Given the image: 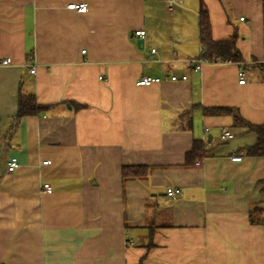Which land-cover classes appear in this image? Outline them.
<instances>
[{"label":"crops","instance_id":"obj_1","mask_svg":"<svg viewBox=\"0 0 264 264\" xmlns=\"http://www.w3.org/2000/svg\"><path fill=\"white\" fill-rule=\"evenodd\" d=\"M199 1L0 0V264H264V224L249 222L264 157L230 115L202 112L264 122V6L202 0L211 38L236 32L243 62L194 69ZM20 94L53 106L11 129ZM194 139L207 154L185 167ZM124 165L154 168L122 182Z\"/></svg>","mask_w":264,"mask_h":264},{"label":"trees","instance_id":"obj_2","mask_svg":"<svg viewBox=\"0 0 264 264\" xmlns=\"http://www.w3.org/2000/svg\"><path fill=\"white\" fill-rule=\"evenodd\" d=\"M264 6V0H261ZM199 43L202 48V56H215L222 62H243V57L235 45L236 32L229 38L221 40H213L210 33V23L208 13L202 0L199 1ZM264 81V66L258 64L256 66ZM68 103H74L69 102ZM75 108H83L84 104H73ZM52 104H39L33 94H20L17 98L16 113L12 116L11 129L15 128L20 120L28 115H36L39 112L48 110ZM205 115H230L232 117V128L242 129L244 133L254 135V143L244 148L246 155L252 157H264V122L261 124H252L246 121L239 114L238 110L228 106L202 107ZM207 154L204 144L199 139H194L191 148L185 153L183 166L189 167L194 165L198 160ZM154 166L149 165H124L121 167L122 182L129 179H144L148 176ZM261 191L264 192V180L261 182ZM264 204H254L249 209V222L251 224H264ZM153 228L148 227V246L151 244ZM144 256H142L136 264H144Z\"/></svg>","mask_w":264,"mask_h":264},{"label":"built area","instance_id":"obj_3","mask_svg":"<svg viewBox=\"0 0 264 264\" xmlns=\"http://www.w3.org/2000/svg\"><path fill=\"white\" fill-rule=\"evenodd\" d=\"M180 0H165V4L168 10H171L173 5H175L176 3H179ZM66 7L68 9H74L77 10L78 12H85L87 9V6L85 3H69L66 5ZM134 35L136 37L142 38L145 35V31L143 29H137L134 31ZM82 53H84V50L81 51ZM151 53L154 52V49L150 50ZM7 59H3L2 63L6 64L7 63ZM193 66L194 69H198L202 64L204 63H223L219 58L215 57V56H211V57H206V56H199L198 58L193 59ZM30 72L33 73L34 72V68L30 69ZM239 79L238 82L239 83H243L244 78H243V74L242 72L238 73ZM182 79L186 78V75H182L181 76ZM170 80H175L177 79V77L175 75H171L169 76ZM161 81V78L159 77H151V76H145V75H141L139 76V78L136 81L137 85H142V86H147V85H151L154 83H158ZM223 136H230V132L228 131H224ZM231 161H240L241 157L240 156H231L229 158ZM47 161H44L43 164H46ZM19 165V162L17 160V158L15 156H12L9 158L8 162H7V171L8 172H13L17 169ZM43 188L45 190H49V185L47 183L43 184ZM181 193V190L178 188H167L166 189V194L169 196H177Z\"/></svg>","mask_w":264,"mask_h":264},{"label":"water","instance_id":"obj_4","mask_svg":"<svg viewBox=\"0 0 264 264\" xmlns=\"http://www.w3.org/2000/svg\"><path fill=\"white\" fill-rule=\"evenodd\" d=\"M137 43L140 44L141 43V40L139 39ZM262 207L264 209V205H262Z\"/></svg>","mask_w":264,"mask_h":264},{"label":"rangeland","instance_id":"obj_5","mask_svg":"<svg viewBox=\"0 0 264 264\" xmlns=\"http://www.w3.org/2000/svg\"><path fill=\"white\" fill-rule=\"evenodd\" d=\"M189 33H192V31H190Z\"/></svg>","mask_w":264,"mask_h":264}]
</instances>
